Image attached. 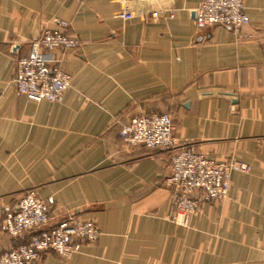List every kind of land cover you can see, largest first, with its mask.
I'll return each mask as SVG.
<instances>
[{
	"label": "crops",
	"instance_id": "0c3cea01",
	"mask_svg": "<svg viewBox=\"0 0 264 264\" xmlns=\"http://www.w3.org/2000/svg\"><path fill=\"white\" fill-rule=\"evenodd\" d=\"M199 2L129 0L146 18L122 20L116 0H0V221L35 189L54 201L50 226L71 218L100 230L36 264H264V0H244L238 32L197 26ZM54 19L79 40L49 53L71 86L60 102L31 101L16 89V63ZM151 113H169L176 137L209 158L250 165L223 199L198 194L187 227L171 220L170 153L120 135ZM31 232L0 229V254Z\"/></svg>",
	"mask_w": 264,
	"mask_h": 264
},
{
	"label": "built area",
	"instance_id": "2783aa9c",
	"mask_svg": "<svg viewBox=\"0 0 264 264\" xmlns=\"http://www.w3.org/2000/svg\"><path fill=\"white\" fill-rule=\"evenodd\" d=\"M119 3L117 17L122 20L145 19L144 11L130 8L129 0ZM145 1V0H138ZM194 21L197 26L221 25L239 31L249 22L244 0H200ZM164 11H153L151 18H160ZM173 17V12L169 13ZM69 23L54 19L53 26L44 28L29 42L27 56L16 63L14 82L19 94L35 102H60L71 86V75L60 65L58 58H49L54 50H72L79 40L67 32ZM175 124L169 113H151L134 116L122 127L120 135L132 145L149 149H164L170 153V175L167 184L171 190V220L187 227L200 204L198 194L213 200L224 198L229 191L233 172H248L250 165L232 158L217 161L209 158L192 144L180 141L175 135ZM53 199H42L35 189L20 196L14 206L6 205L0 229L12 237L28 231L24 243L0 254V264H36L41 254L53 251L69 257L81 250L83 244L95 242L100 230L92 220L66 219L49 224Z\"/></svg>",
	"mask_w": 264,
	"mask_h": 264
},
{
	"label": "water",
	"instance_id": "95a60500",
	"mask_svg": "<svg viewBox=\"0 0 264 264\" xmlns=\"http://www.w3.org/2000/svg\"><path fill=\"white\" fill-rule=\"evenodd\" d=\"M193 17L195 16V11L192 12ZM50 226V225H49ZM52 226V225H51Z\"/></svg>",
	"mask_w": 264,
	"mask_h": 264
},
{
	"label": "rangeland",
	"instance_id": "374dc122",
	"mask_svg": "<svg viewBox=\"0 0 264 264\" xmlns=\"http://www.w3.org/2000/svg\"><path fill=\"white\" fill-rule=\"evenodd\" d=\"M201 152V151H200ZM223 199V198H222ZM221 200V199H220ZM201 201V200H200ZM69 219H71V218H69ZM77 220V219H76ZM49 224H47V226H48Z\"/></svg>",
	"mask_w": 264,
	"mask_h": 264
}]
</instances>
